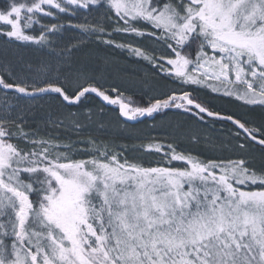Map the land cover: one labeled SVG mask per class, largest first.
<instances>
[{"label":"snow or ice","instance_id":"snow-or-ice-1","mask_svg":"<svg viewBox=\"0 0 264 264\" xmlns=\"http://www.w3.org/2000/svg\"><path fill=\"white\" fill-rule=\"evenodd\" d=\"M0 264H264V0H2Z\"/></svg>","mask_w":264,"mask_h":264},{"label":"rangeland","instance_id":"rangeland-1","mask_svg":"<svg viewBox=\"0 0 264 264\" xmlns=\"http://www.w3.org/2000/svg\"><path fill=\"white\" fill-rule=\"evenodd\" d=\"M218 104L217 105H220L219 102H217ZM221 106V105H220ZM219 106V107H220ZM223 107H227V106H223ZM234 110V109H233ZM220 129H218L219 131ZM132 131L134 132V134L136 136H139L141 138L145 137V136H148V135H153V136H156L158 135L159 133H161L163 130L160 129V128H153L151 126V121H148V122H145V123H142V124H136L135 128L132 129ZM132 141V140H131ZM135 141L136 143H138L139 141L137 140H133ZM183 147H188L189 145H187V143H183L181 144Z\"/></svg>","mask_w":264,"mask_h":264},{"label":"trees","instance_id":"trees-1","mask_svg":"<svg viewBox=\"0 0 264 264\" xmlns=\"http://www.w3.org/2000/svg\"><path fill=\"white\" fill-rule=\"evenodd\" d=\"M0 2H2V0H0ZM68 35H69V37H72V36H75L76 33L73 32V33H69ZM217 104H218V103H217ZM217 106L219 107L220 105H217ZM220 107H223V106H220ZM234 110H235V109H234ZM218 129H219V126H217L216 131H218ZM134 142H135V141H133V140H132V141H131V140L128 141L129 144L134 143ZM181 147H183V146L181 145Z\"/></svg>","mask_w":264,"mask_h":264},{"label":"water","instance_id":"water-1","mask_svg":"<svg viewBox=\"0 0 264 264\" xmlns=\"http://www.w3.org/2000/svg\"><path fill=\"white\" fill-rule=\"evenodd\" d=\"M130 124L133 123V122H129Z\"/></svg>","mask_w":264,"mask_h":264}]
</instances>
